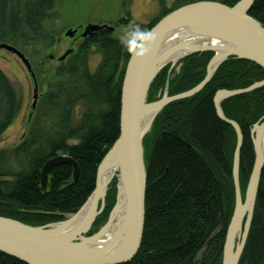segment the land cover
<instances>
[{
    "label": "trees",
    "instance_id": "obj_1",
    "mask_svg": "<svg viewBox=\"0 0 264 264\" xmlns=\"http://www.w3.org/2000/svg\"><path fill=\"white\" fill-rule=\"evenodd\" d=\"M198 0H175L163 5L159 17L148 24L119 19L128 27L121 38L103 29L82 39L62 61L41 54L35 74L43 76L22 140L0 150V216L28 225L58 222L75 213L94 188L97 166L119 134L120 89L128 57L147 33L170 11ZM232 6L239 0H214ZM57 0H0V43L31 56L39 42L46 48L56 42L45 21ZM249 15L264 26V0H254ZM92 47L101 55L94 72L88 67ZM213 52L202 51L179 59L169 72L164 67L154 78L147 101L187 91L205 76ZM34 54L30 57V59ZM50 62H52L50 64ZM36 77V76H35ZM38 81V78H36ZM264 79V68L229 57L203 89L192 97L173 101L155 116L150 136L143 139L146 162L144 228L136 255L120 264H221L226 228L235 201L232 181L234 128L216 114L218 90L243 89ZM22 102L0 70V136L13 122ZM80 117L75 122L76 108ZM223 115L242 132L239 185L243 197L254 160L250 130L264 116V86L220 102ZM71 140L77 143L70 144ZM145 143V144H144ZM65 155L78 165L61 163L41 183L46 161ZM116 177L105 197L103 212L88 235L102 224L115 203ZM0 264H26L0 252ZM238 264H264V166L248 236Z\"/></svg>",
    "mask_w": 264,
    "mask_h": 264
},
{
    "label": "water",
    "instance_id": "obj_2",
    "mask_svg": "<svg viewBox=\"0 0 264 264\" xmlns=\"http://www.w3.org/2000/svg\"><path fill=\"white\" fill-rule=\"evenodd\" d=\"M253 2L254 0H239L228 6L214 0H198L170 11L150 27L146 33L150 38L140 40L126 62L120 89L119 134L97 166L94 188L85 202L65 220L40 226L0 216V252L26 264H120L130 261L139 249L144 228L146 189L144 136L164 106L200 92L218 66L229 57L247 59L264 68V26L249 15ZM180 27L197 29L215 36L227 47L221 53L204 47L186 52L177 58L172 56L175 54L172 51L164 55L163 42ZM103 29L113 31L114 27L106 24H88L68 29L64 35L69 38H86ZM0 49L19 57L31 77L33 84L31 116L37 101V81L32 67L23 53L15 47L0 43ZM202 51H211L213 55L206 66L204 78L197 85L175 95L169 96L165 92L161 98L147 101L151 83L165 66H170V72L179 59ZM71 52L72 49L68 48L58 61H62ZM262 86L264 79L243 89L218 90L213 98L217 116L234 128L237 138L232 164L235 201L225 232L221 264L239 263L248 236L264 166V116L250 130L254 160L242 197L239 185V154L243 136L239 125L223 115L220 102L227 97L248 93ZM146 110L154 111L148 129H144L141 122ZM109 159L114 161L113 176L116 175L118 178L117 201L106 223L97 232L87 236L94 221L104 209L107 184L101 183V174ZM61 163L71 165L73 178L78 177L77 163L68 156L57 155L42 166V184L47 182L50 169ZM120 194L124 202L122 220L112 230L113 216L119 207ZM81 214L84 216L79 220Z\"/></svg>",
    "mask_w": 264,
    "mask_h": 264
},
{
    "label": "rangeland",
    "instance_id": "obj_3",
    "mask_svg": "<svg viewBox=\"0 0 264 264\" xmlns=\"http://www.w3.org/2000/svg\"><path fill=\"white\" fill-rule=\"evenodd\" d=\"M174 2L175 0H164V5L168 8L172 6ZM162 8L163 5L160 4V0H57L51 13V17L45 21V29L48 31L52 30L55 33V44L49 48H46L44 44L36 42L30 50L31 54H34V56L30 59L32 55L30 57L24 54L23 55L28 59L33 70L35 68L34 63L41 54H46L49 58L51 56L52 58L50 59L52 62H54L58 61V58L61 57L68 48H71L72 50L76 49L77 44L84 38L79 37V39L75 40L73 37H66L64 33L68 29L84 27L88 24H106L114 27L112 33L114 37L121 38L126 34L128 27L126 25L117 24L119 19L127 16L135 22L148 24L153 19L159 17ZM100 60L101 55L96 51L95 47H92L88 60V67L91 72L95 71ZM52 62H50V64ZM0 70H2V72L10 80L17 93V96L22 102L21 110L9 127L0 136V150H9L20 143L27 130V123L30 116L31 105L33 103V84L31 77L21 59L5 49H0ZM34 72L35 70H33V73ZM34 76H36L35 79L38 78V81L36 79L38 97V94L44 90L41 89L39 82V80L42 82L43 76L39 77L35 73ZM165 92L167 93L166 90L164 93ZM81 109L82 108L80 106L76 108L74 115L75 122L80 117ZM151 127L144 138L146 136H150ZM69 143L75 144L77 142L75 140H71ZM115 177L116 175L112 176L110 182L107 184L106 194L109 190L111 181ZM116 179V196L114 206L117 201L118 193V178L116 177ZM113 207L107 214L105 221L100 224L98 229L106 223ZM72 214L65 215V219L70 217ZM98 229L93 233L97 232ZM87 236L89 235L87 234Z\"/></svg>",
    "mask_w": 264,
    "mask_h": 264
},
{
    "label": "bare ground",
    "instance_id": "obj_4",
    "mask_svg": "<svg viewBox=\"0 0 264 264\" xmlns=\"http://www.w3.org/2000/svg\"><path fill=\"white\" fill-rule=\"evenodd\" d=\"M212 48L217 53H221L227 46L223 43V41L215 36L206 34L203 31L188 28V27H180L174 30L163 42L162 50L164 55L168 53V51H172L175 54L174 58L182 56L186 52L193 51L199 48ZM176 50V51H174ZM153 110H146L142 116V125L144 129H148L151 119L153 117ZM115 173V164L113 159H109L102 170L101 174V183L103 185L108 184L109 180ZM123 196L119 195V207L113 216V227L112 230L116 226L120 224L123 215ZM83 214L79 215V220L83 218ZM111 233H109L110 236Z\"/></svg>",
    "mask_w": 264,
    "mask_h": 264
},
{
    "label": "clouds",
    "instance_id": "obj_5",
    "mask_svg": "<svg viewBox=\"0 0 264 264\" xmlns=\"http://www.w3.org/2000/svg\"><path fill=\"white\" fill-rule=\"evenodd\" d=\"M136 35H137V38L141 40H147L150 38L147 34L141 33L139 29H136Z\"/></svg>",
    "mask_w": 264,
    "mask_h": 264
},
{
    "label": "flooded vegetation",
    "instance_id": "obj_6",
    "mask_svg": "<svg viewBox=\"0 0 264 264\" xmlns=\"http://www.w3.org/2000/svg\"><path fill=\"white\" fill-rule=\"evenodd\" d=\"M79 33H80V32H78V34H79ZM77 39H79V37H76V38H75V40H77Z\"/></svg>",
    "mask_w": 264,
    "mask_h": 264
}]
</instances>
